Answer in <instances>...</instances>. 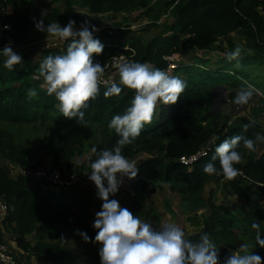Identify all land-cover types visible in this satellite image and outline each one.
I'll list each match as a JSON object with an SVG mask.
<instances>
[{"label": "trees", "instance_id": "16d2710c", "mask_svg": "<svg viewBox=\"0 0 264 264\" xmlns=\"http://www.w3.org/2000/svg\"><path fill=\"white\" fill-rule=\"evenodd\" d=\"M52 1H61L76 24L88 21L96 25L98 15L137 9H145L147 14L154 12L151 20L156 22L166 13V0ZM151 2L160 4L161 8L157 11L150 6ZM261 5H264V0H173V19L166 23L165 32L147 41L134 36L120 39L109 35L107 41L102 42L103 52L93 54V62L99 60L102 66L112 56L123 54L127 61L145 63L165 71L167 61L164 56L181 52L182 58L175 62V68L168 74L174 76L176 71L183 72L178 77L186 82L184 91L174 104L158 103L152 122L146 124L141 134L122 149V155L130 161L136 154L145 155L137 162V181L119 188L116 193L124 192L132 199L134 209L131 212L134 215L139 216L156 190L163 188L180 195L183 202L188 203L186 207H201L206 184L223 179L220 174L203 172L204 165L209 162L219 169L218 161L211 159L215 144L236 135L250 139H255L256 134L264 135L259 124L250 119L241 116L229 120L221 111L215 110L212 88L227 85L244 90L249 79L244 66L252 63L264 66V21L258 10ZM63 18L58 9L44 11L33 5L32 0H0V48L10 43L13 50H17L30 42L36 29L34 20L43 19L46 25L60 22ZM5 25L10 27L9 30L3 29ZM235 31L245 37L252 53L244 52L230 61L226 57L234 51V45L229 34ZM100 39L105 38L101 36ZM219 41L228 43L230 50L225 52L217 44ZM50 45L41 46L32 67L24 61L30 58L29 53L21 55L22 63L14 65L13 71L4 68L0 59V161H6L18 172L10 176L0 163V199L6 204V210L0 212V240L8 242V230L11 236H15L21 252L54 264H64L70 248L61 244V233L81 230L94 237L96 230L92 224L102 201L94 190L74 185L77 183L57 186L47 179L28 178L21 171L41 168L42 165L30 166L29 161L35 152L44 150L53 158V166L60 172L73 167L75 171L90 173L89 159L95 160L96 154L92 152L86 162H78L75 166L74 157H82L94 147L99 152L117 146L119 137L107 124L113 116L123 114L131 104L135 90L121 86L123 90L119 95L105 98L106 86L100 84L99 93L87 102L88 107L83 110V125L76 118L64 117L59 113V102L55 96L47 94L43 77H34L38 75L39 64L45 56L63 54L67 47V43ZM197 50L219 53L218 68H210L209 57L192 54ZM185 57L190 59L186 64L183 62ZM262 86L264 89V84ZM30 90H35L37 95L30 97ZM236 94L230 92L229 97L234 100ZM36 123L41 125L44 133L36 144H28L27 139H23L22 128H30ZM50 125L55 129L47 131ZM87 125L97 127L99 140L85 146L78 133L80 127ZM245 125L248 126L246 130ZM67 128L72 131L70 147L64 144ZM258 144L259 141L255 151L245 149L243 141L237 145L236 150L242 159L234 167L239 169V175L225 184L229 193L242 198L237 211L212 203L210 210L202 216V230L185 237L196 241L201 233H207L219 248L220 258L227 256L230 249L238 251L242 243L248 244L251 251L256 235V230L251 227L253 223L259 224L264 232V149L259 153ZM200 153L194 162L182 161ZM33 231L36 238L32 243L28 236ZM261 238L264 239V233ZM252 251L264 262V248L257 246ZM92 264H99V256L94 257Z\"/></svg>", "mask_w": 264, "mask_h": 264}, {"label": "clouds", "instance_id": "9594fccd", "mask_svg": "<svg viewBox=\"0 0 264 264\" xmlns=\"http://www.w3.org/2000/svg\"><path fill=\"white\" fill-rule=\"evenodd\" d=\"M4 27L8 28L7 25ZM34 27L68 42L63 54L44 57L36 78L43 77L47 94L54 95L59 102V113L69 119L76 118L83 125V110L88 107L87 102L99 93L100 77L105 71L104 66L92 59L93 54L99 55L104 49V44L95 36L99 29L88 21L77 28L76 21L72 19L64 26L58 22L45 25L43 19L34 20ZM240 53L241 48L237 47L226 58L234 60ZM0 59L2 66L12 71L14 65L21 64L23 60L10 43L0 48ZM115 67L119 72V83L106 86L104 97L119 95L123 90L121 86L135 91L131 104L123 114L113 116L107 124L119 137L117 146L99 152L94 147L92 152L96 154V159H89L91 171L88 179L94 183L96 196L102 201L92 224L96 234L89 237L84 231L77 232L86 242L98 244L99 264H221L219 248L207 233H201L199 239L193 241L185 238L184 230L174 224L165 223L157 230L150 222L141 220L122 207L117 199L109 198L118 192L125 178L131 180L139 171L136 162L122 155L123 147L131 144L145 125L152 122L158 103L174 104L186 87V82L178 76L145 63L123 61ZM28 95L35 97L37 92L30 90ZM252 95L250 89L241 90L233 104L246 105ZM247 127L245 125V130ZM241 141L245 149L255 151L257 141L264 143V135L256 134L255 139L240 135L223 139L215 144L211 158L218 161L219 169L209 162L204 165L203 172L220 174L226 181L235 179L239 169L234 165L242 159L236 150ZM251 227L256 230L255 245L251 251L248 244L242 243L238 251L224 258L223 264H264L261 256L252 251L257 246L264 248V239L261 238L264 232L259 224L253 223Z\"/></svg>", "mask_w": 264, "mask_h": 264}, {"label": "rangeland", "instance_id": "374dc122", "mask_svg": "<svg viewBox=\"0 0 264 264\" xmlns=\"http://www.w3.org/2000/svg\"><path fill=\"white\" fill-rule=\"evenodd\" d=\"M153 2L150 3V6H154V8L158 11L161 8V5H153ZM32 3L33 5L38 6L44 11L58 9L64 17L62 21L58 22L61 26H64L71 19L68 13L65 11L64 5L61 1L54 2L52 0H32ZM164 3L166 6V13L162 15L156 22H153L151 20V17L155 13L149 12V14H147L144 11L145 9H137L135 11L127 13H109L98 15L97 23L95 26L99 29V31L95 33V36L99 39L101 38V36H103L105 39H100L101 42L107 41L106 38L109 35L118 36L120 39H127L130 36H134L147 41L148 39H150V37L165 32L166 23L170 22L173 19V0H166ZM84 10H86V8H84ZM258 10L262 15L264 21V5H261ZM77 25L78 24H76V27ZM3 29H5V27H3ZM5 30L9 29L7 28ZM32 36L33 37L30 42H28L26 45H23L22 47L17 48V50H14L20 55L25 53L31 54L29 59L24 60L25 63H29V66L31 67L34 65L33 61L39 57L41 46H43V44L49 46L50 44H53V42H55L53 44L54 46L56 43H58L57 38L51 35H47L45 32L38 31L37 29L33 31ZM229 40L233 43L234 50L237 47L241 48L240 56H242L244 52L252 53L251 49L247 47L245 37L240 32L235 31L230 33ZM125 42L126 41H124V43ZM217 44L220 47H223L225 52H228L230 50L228 43L219 41ZM180 53V51L175 53V62L180 59V57L182 58ZM192 54L209 57V59L211 60L209 62V65L211 66L210 68H218L217 66H219V63H216V61L218 60L217 58L220 55L216 51L197 50L196 53ZM189 61L190 59L185 57L183 62L184 64H186ZM244 70L249 74V79H247L245 89H250L253 91V95L248 104L242 106L234 105L233 99L229 97V93L233 91L238 93L241 90L239 88H231L227 85H224L225 87L219 85L217 87H212L214 94V109L221 111L223 114H225V116L229 118V120H235L236 117L241 116L246 117L251 121L259 124L261 129L264 131V89L262 86L264 84V66H260L257 63H252L250 65L244 66ZM114 72L116 74L117 83H119V72L118 70H114ZM170 72L171 71L167 73ZM182 73L183 72L181 71H176L174 76H179ZM34 77L35 79H37L36 76ZM80 128L81 130H79L78 137L84 140L85 146H88L93 141L99 140V132L97 131V127L95 125H87ZM54 129L55 126L50 125L47 131H52ZM22 132L25 134L23 136V139H27L26 143L36 144L40 135L44 133V129L40 124L36 123L30 128H22ZM71 132L72 131H70V129H65L64 144L68 147H70L71 143ZM263 149L264 145L262 144V142H259L258 152L261 153ZM91 154L92 150H89L85 152L82 157L75 156L73 159V166H75L78 162H86ZM144 157L145 155L143 153H139L136 154L131 161L137 163ZM52 161L53 158L48 153H46L44 150H39L33 154V158L29 161V164H31L30 166L42 165L41 167L43 169L56 168L53 166ZM0 163L3 168H5V170L9 172L10 176H15L18 174V172L12 169L11 165L6 161L1 160ZM61 174L65 180L70 179L73 180V184L74 182L77 183L74 185H82L96 192L94 183L88 179V174L86 172L75 171L73 167H71L67 170L61 171ZM78 177L81 179V182L77 180ZM225 184H227V181L224 178L220 181L213 180L206 184V187L202 193V206L195 209L186 207L188 203L183 202L181 196L176 192H171L167 188L158 189L144 206L142 212L138 214V217L141 220L150 222L157 230H159L165 223L179 226L184 230L186 237L187 235H190L191 233L199 231L201 229L202 216L210 210L209 208L212 203L218 206L226 205L229 206L231 210L237 211L239 204L243 202L242 198L240 196H237L236 194L229 193L225 189ZM109 198L117 199L122 207H125L130 211L134 209L132 207V199L124 192L120 193V195L115 194L114 196H110ZM167 208L172 209L174 213L171 214L170 212H168ZM6 232L8 233V236L6 235V237L9 238L8 240L6 239L9 242V248L12 249L11 251L18 258L19 264H54L51 261L43 260L40 257L32 255L31 253H27L25 251L21 252L19 247L16 246V242L14 243L9 241L10 239L15 240V238L11 236L8 230ZM61 234V244L66 245L70 248L69 256L64 257V264H92L94 257L98 256V244L92 243L91 241L86 242L78 232L63 231ZM35 238L36 235L33 231L28 236V239L33 243L35 241ZM221 260L223 261V259Z\"/></svg>", "mask_w": 264, "mask_h": 264}, {"label": "built area", "instance_id": "2783aa9c", "mask_svg": "<svg viewBox=\"0 0 264 264\" xmlns=\"http://www.w3.org/2000/svg\"><path fill=\"white\" fill-rule=\"evenodd\" d=\"M80 25L81 23L77 25V28H79ZM9 28L10 27L8 26V29ZM54 43L55 42H53V44ZM62 43L65 44L68 42L58 40V43H56L55 45L59 46ZM164 59L167 61V68L165 71L166 72L172 71V69H174L176 66L175 64L176 54L172 53V54L166 55L164 56ZM127 60H128L127 57L123 54H120L118 56H112V58H110V60L104 65L105 71L103 75L100 77V84L107 86V85H111V83L113 82L117 83L116 74L114 70H118V69L115 67V65L118 62H123ZM97 62L100 63L99 60H94V63H97ZM105 82H107V85L105 84ZM200 155L201 153L190 159L183 158L182 161L185 163L192 162L197 156H200ZM21 173L28 178L47 179L53 185H57V186H69L73 184V180H70V179L65 180L62 177V174L58 168H53V169H43L42 167L41 168H29L26 170H22ZM137 179H138V174L135 178L131 180L125 178L120 187L122 188L125 186H130L132 185L133 182L137 181ZM77 180L81 182V179L79 177L77 178ZM5 210H6V204L3 200L0 199V212H4ZM0 264H19L18 258L11 251V248H9V243L6 242L5 240L3 241L0 240Z\"/></svg>", "mask_w": 264, "mask_h": 264}, {"label": "crops", "instance_id": "0c3cea01", "mask_svg": "<svg viewBox=\"0 0 264 264\" xmlns=\"http://www.w3.org/2000/svg\"><path fill=\"white\" fill-rule=\"evenodd\" d=\"M202 228H203V227H201V229H200L199 231L193 232V233H191V234H194V233H198V232H200V231L202 230ZM7 236H8V235H7ZM12 237L15 238V236H12ZM7 239H9V238H7ZM9 241L15 243V240H14V239H13V240L10 239ZM8 243H9V242H8ZM16 246H17V245H16ZM20 251H21V250H20ZM233 252H235V250L230 249L228 255L231 254V253H233ZM225 257H226V256H225ZM225 257L220 258V262H221V264H223V261H222L221 259L224 260Z\"/></svg>", "mask_w": 264, "mask_h": 264}]
</instances>
